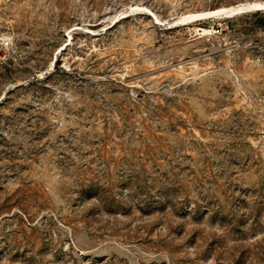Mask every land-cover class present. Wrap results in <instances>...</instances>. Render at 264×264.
Here are the masks:
<instances>
[{
	"label": "rangeland",
	"instance_id": "obj_1",
	"mask_svg": "<svg viewBox=\"0 0 264 264\" xmlns=\"http://www.w3.org/2000/svg\"><path fill=\"white\" fill-rule=\"evenodd\" d=\"M255 1L0 0V264H264Z\"/></svg>",
	"mask_w": 264,
	"mask_h": 264
},
{
	"label": "bare ground",
	"instance_id": "obj_2",
	"mask_svg": "<svg viewBox=\"0 0 264 264\" xmlns=\"http://www.w3.org/2000/svg\"><path fill=\"white\" fill-rule=\"evenodd\" d=\"M264 9V3L263 2H244V3H239L235 6H229V7H221L216 10H212L207 14V16H215V15H221V14H226L234 11H254V10H263ZM205 15V14H204ZM203 18L199 16L196 19ZM208 18V17H207Z\"/></svg>",
	"mask_w": 264,
	"mask_h": 264
}]
</instances>
